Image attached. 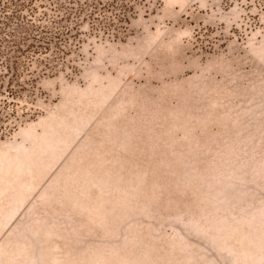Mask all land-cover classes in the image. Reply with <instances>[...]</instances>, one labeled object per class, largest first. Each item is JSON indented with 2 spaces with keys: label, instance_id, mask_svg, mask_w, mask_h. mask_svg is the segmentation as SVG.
<instances>
[{
  "label": "rangeland",
  "instance_id": "rangeland-1",
  "mask_svg": "<svg viewBox=\"0 0 264 264\" xmlns=\"http://www.w3.org/2000/svg\"><path fill=\"white\" fill-rule=\"evenodd\" d=\"M64 49L23 58L0 264H264V0H143Z\"/></svg>",
  "mask_w": 264,
  "mask_h": 264
},
{
  "label": "trees",
  "instance_id": "trees-1",
  "mask_svg": "<svg viewBox=\"0 0 264 264\" xmlns=\"http://www.w3.org/2000/svg\"><path fill=\"white\" fill-rule=\"evenodd\" d=\"M38 1L0 0V136L14 114L10 103L22 86L23 58L53 68L52 62L66 53L73 26L89 19L105 33L118 36L143 0Z\"/></svg>",
  "mask_w": 264,
  "mask_h": 264
}]
</instances>
